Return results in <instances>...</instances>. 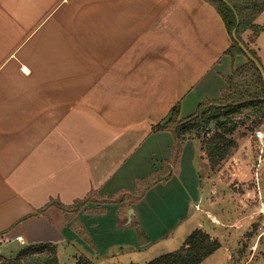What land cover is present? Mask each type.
<instances>
[{
	"label": "crops",
	"instance_id": "1",
	"mask_svg": "<svg viewBox=\"0 0 264 264\" xmlns=\"http://www.w3.org/2000/svg\"><path fill=\"white\" fill-rule=\"evenodd\" d=\"M255 24L264 67V10ZM229 45L204 0H0V255L144 264L196 228L223 248L238 227L219 205L202 224L200 140L153 127L221 95L245 62Z\"/></svg>",
	"mask_w": 264,
	"mask_h": 264
},
{
	"label": "trees",
	"instance_id": "2",
	"mask_svg": "<svg viewBox=\"0 0 264 264\" xmlns=\"http://www.w3.org/2000/svg\"><path fill=\"white\" fill-rule=\"evenodd\" d=\"M204 1L216 10L224 23L230 37V45L226 50L230 58L233 59L236 55L244 56L231 36L237 16L236 38L260 63L251 44L255 43L262 30L255 24V20L264 10V0H227V4L221 0ZM263 87L259 71L245 57V62L234 68L226 78V87L218 98L198 104L196 111L184 118L179 117V107L175 105L171 108L168 118L156 124L153 130L170 131L176 145H180L188 139H199L208 164L214 168L220 165L237 147L233 134L238 127L247 126L254 131L264 124ZM247 123L248 125H246ZM167 171V168L160 170L152 180H165ZM80 203L82 201H78L72 206L77 207ZM135 228L139 245L147 244L149 239L146 234L139 226L136 225ZM220 246L219 241L211 238L204 229L196 228L185 237L179 248L158 255L144 264H201ZM262 262L264 264V252L262 253ZM77 263L93 264L83 257H80ZM0 264H59V262L55 245L38 243L24 247L10 257L0 255ZM126 264L138 263L129 262Z\"/></svg>",
	"mask_w": 264,
	"mask_h": 264
},
{
	"label": "rangeland",
	"instance_id": "3",
	"mask_svg": "<svg viewBox=\"0 0 264 264\" xmlns=\"http://www.w3.org/2000/svg\"><path fill=\"white\" fill-rule=\"evenodd\" d=\"M258 129L264 134V124ZM255 130L252 131L247 126L238 127L233 134L237 147L214 168L208 164L201 147L200 156L204 161L201 165L202 203L201 206L198 203L196 210L201 213L202 224L208 229L218 225V219L214 217L212 210L219 205L227 221H235V227H238L236 233L229 231L228 238H233L232 242L231 239H226L225 246L219 248L203 264H224L225 249H234L230 254L227 253L229 264H263L264 235L258 230L257 206L259 196L264 198V163L257 166L260 145ZM261 154V159L264 161V148Z\"/></svg>",
	"mask_w": 264,
	"mask_h": 264
},
{
	"label": "built area",
	"instance_id": "4",
	"mask_svg": "<svg viewBox=\"0 0 264 264\" xmlns=\"http://www.w3.org/2000/svg\"><path fill=\"white\" fill-rule=\"evenodd\" d=\"M255 136L257 138V140L259 141V156H258V164L257 166L261 165L264 163V161H262L261 159V153L263 152V148H264V134L261 130L257 129L255 130ZM257 181V180H256ZM256 185H257V182H256ZM258 191V189H257ZM259 195V193H258ZM257 213L259 214V224H258V230H259V233L261 235H264V198H261L259 196V202H258V206H257Z\"/></svg>",
	"mask_w": 264,
	"mask_h": 264
},
{
	"label": "water",
	"instance_id": "5",
	"mask_svg": "<svg viewBox=\"0 0 264 264\" xmlns=\"http://www.w3.org/2000/svg\"><path fill=\"white\" fill-rule=\"evenodd\" d=\"M224 3H228L227 0H221ZM238 24V17L236 16V24L235 27L232 29L231 32V36L232 39L237 43V45L240 47V49L242 50V52L244 53V56L249 59L257 68V70L259 71L260 75H261V79L263 82V86H264V69L262 67V65L247 51V49L244 47V45L242 44V42H240L237 38H236V27ZM263 95H264V87H263Z\"/></svg>",
	"mask_w": 264,
	"mask_h": 264
}]
</instances>
